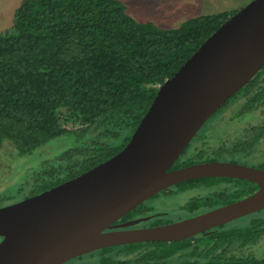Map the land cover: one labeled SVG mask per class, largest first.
Returning <instances> with one entry per match:
<instances>
[{"label":"trees","instance_id":"obj_1","mask_svg":"<svg viewBox=\"0 0 264 264\" xmlns=\"http://www.w3.org/2000/svg\"><path fill=\"white\" fill-rule=\"evenodd\" d=\"M238 11L199 16L178 28L161 29L136 21L119 0H23L12 28L0 35V149L8 146L28 156L70 132L88 137L32 173L23 198L69 181L119 153L147 113L158 87ZM263 69L230 99L237 107L234 115L264 116ZM239 100L243 103L237 105ZM66 119L72 120L70 129L63 125ZM246 139L236 137L230 145L232 155L212 153L205 146L187 153L175 167L228 160L229 155L254 164L256 142L246 146ZM257 188L248 181L223 178L179 185L180 190L203 192L195 191L184 204L189 216L228 205ZM143 214H148L144 205L111 229H120ZM74 262L264 264V210L180 242L128 244L83 255Z\"/></svg>","mask_w":264,"mask_h":264},{"label":"water","instance_id":"obj_2","mask_svg":"<svg viewBox=\"0 0 264 264\" xmlns=\"http://www.w3.org/2000/svg\"><path fill=\"white\" fill-rule=\"evenodd\" d=\"M263 67L264 0H252L158 87L119 153L43 193L0 207V264H68L110 247L183 241L264 210V170L232 162L170 170L211 116ZM203 178L246 180L258 190L182 221L107 231L160 191Z\"/></svg>","mask_w":264,"mask_h":264},{"label":"rangeland","instance_id":"obj_3","mask_svg":"<svg viewBox=\"0 0 264 264\" xmlns=\"http://www.w3.org/2000/svg\"><path fill=\"white\" fill-rule=\"evenodd\" d=\"M23 0H0V35L9 31L14 22L16 10ZM127 7V13L140 23H154L161 29H175L191 18L220 14L233 13L241 10L252 0H119ZM264 72V69H263ZM228 102L226 106H230ZM229 106L214 114L200 130V136L207 135L208 146L217 147L219 141H234L243 132L244 126L250 123L255 114L246 113L242 117L233 118L229 113ZM225 109V110H224ZM221 121V122H220ZM72 120L66 119L63 125L70 129ZM86 138H88L86 136ZM79 137L77 133L70 132L53 139L45 147L28 156L18 155L17 150L8 146L0 149V207L8 206L23 200L28 194L30 185L29 177L39 168L51 163L65 153L79 147L86 139ZM190 149L188 148V151ZM264 153V144L256 149L253 154ZM252 159L253 155H252ZM255 160V159H254ZM247 166H253L250 161L242 162ZM190 194H182L172 199L164 198L149 201L146 204L152 212L148 218L140 219L135 226L150 225L151 218L162 217L164 221L176 222L184 219L186 213L181 210ZM155 215V216H154Z\"/></svg>","mask_w":264,"mask_h":264},{"label":"flooded vegetation","instance_id":"obj_4","mask_svg":"<svg viewBox=\"0 0 264 264\" xmlns=\"http://www.w3.org/2000/svg\"><path fill=\"white\" fill-rule=\"evenodd\" d=\"M230 101V100H229ZM228 101V102H229ZM228 102L222 107V108H227L228 106H226L227 104H228ZM239 103H243V100H239V101H237L236 102V104L238 105ZM221 108V109H222ZM224 109V110H225ZM220 110V109H219ZM237 110V107L235 106L234 107V105L233 104H230V106H229V113L228 114H226V113H224V115H231L233 118H239V117H242L243 116V114H241V115H234V112ZM214 115V114H213ZM212 115V116H213ZM211 116V117H212ZM208 122V121H207ZM206 122V123H207ZM221 122V121H220ZM205 123V124H206ZM204 126V125H203ZM202 129V128H201ZM200 129V130H201ZM200 130H199V133H200ZM199 133H197L194 137H193V139L190 141V143H189V145L186 147V149H185V151L183 152V154L179 157V159L173 164V166L171 167V171L172 170H175V169H180V168H183V167H187V166H182V167H175L176 166V163L177 162H179V160L182 158V157H184V156H186L187 155V153H191V151H193V150H196V149H199L200 150V148H202V147H207L209 150H211V152L213 153V152H215V151H217L219 154H229L230 153V155H232L233 153H234V151L233 150H231L230 149V145L232 144V142L233 141H231L230 143H228L227 142V140H223L222 141V143H220V141H219V146H217V147H211V146H208L207 145V143H206V140L208 139V136L207 135H203V136H200V134ZM252 134V137H254L255 138V141H253L254 139L251 137L250 139H246L247 138V135H244V134ZM241 136H244V138L246 139L245 141H244V145H246V146H248L249 144H251L252 142H256L255 143V145H254V147H253V149H254V151L256 150V149H259L260 148V146L262 145V144H264V116H259V115H254L253 117H252V119H251V121H250V123H248V124H246L245 126H244V129H243V132L240 134V135H238V137H241ZM188 148L190 149L189 151H188ZM229 155V157H228V160H223V159H221V158H219L218 160H215V161H207V162H232V163H238V164H242V165H245V164H243L242 162H239L238 161V158H235V157H233V158H231V156ZM255 155V164L253 165V166H249V167H254V168H257V169H260V168H258L260 165H264V153H262V154H254ZM233 160H236V161H238V162H233ZM241 160H243V159H241ZM198 163H206V162H197V163H194V164H198ZM194 164H191V165H194ZM188 166H190V165H188ZM245 166H247V165H245ZM261 170H264V168L263 169H261ZM203 179H205V178H203ZM223 179H232V178H223ZM197 180H200V179H195V180H191V181H197ZM237 180H239V179H237ZM243 181H246V180H243ZM186 182H190V181H186ZM186 182H183V183H179V184H176V185H173V186H171V187H169V188H167V189H165V190H162V191H160L159 193H157V194H155L154 196H152L151 198H149L148 200H146L145 202H143L142 204H140L139 206H142V205H146V204H148V203H150L149 201H154V200H156V199H158V201H162L164 198H170V199H172V198H174V197H177V196H179V195H182V194H190V196H189V198H188V200L185 202V203H187L193 196H195L196 195V193H195V191H198V190H201V189H197V190H191V191H184V190H180L179 189V185H181V184H184V183H186ZM249 182V181H248ZM256 190H258V188L257 189H255L254 191H253V193L256 191ZM192 193H195V194H193L192 195ZM199 193H203V192H201V191H198L197 192V194L199 195ZM253 193H251V194H253ZM250 194V195H251ZM247 196H249V195H247ZM247 196H245V197H247ZM244 197V198H245ZM24 199H26V198H24ZM243 199V198H242ZM241 200V199H240ZM237 201H239V200H237ZM19 202V201H18ZM236 202V201H235ZM184 203V204H185ZM232 203H234V202H232ZM11 204H14V203H11ZM184 204H181V210L183 211V207H184ZM231 204V203H230ZM139 206H137V207H139ZM223 206H226V205H221V206H218V207H216L215 209H217V208H220V207H223ZM136 207V208H137ZM135 208V209H136ZM135 209H133L132 211H134ZM215 209H212V210H215ZM146 210H147V212H148V214H143V215H137V217L136 218H134V219H132V220H128V221H126L124 224H121V225H123L124 227H122V228H120V229H111L112 228V225L115 223H113L112 225H111V228L109 229V230H107V231H116V230H124V229H143V228H149V227H156V226H158V224H157V221L158 220H161L162 222H163V224H161V225H166V224H170V223H174V222H171V221H164V219H162V217H159V216H155V219H153V218H151V220H150V225H147V226H141V227H138V226H135V221L137 220V219H143V218H148L149 216H151V212H152V210L148 207V206H146ZM132 211H130V212H132ZM209 211H211V210H209ZM209 211H205V212H202V213H200V214H197V215H201V214H203V213H206V212H209ZM129 212V213H130ZM129 213H127V214H129ZM197 215H193V216H189L187 213H186V216H185V218L184 219H181V220H178V221H182V220H185V219H188V218H191V217H194V216H197ZM126 216V215H125ZM124 217V216H123ZM122 217V218H123ZM122 218H120L118 221H116V222H119V221H121V219ZM241 219V218H240ZM239 220V219H238ZM178 221H176V222H178ZM235 221H237V220H235ZM234 222V221H233ZM231 223V222H230ZM130 224V225H129ZM127 225H129V226H127ZM160 225V226H161ZM226 225V224H225ZM199 235V234H198ZM195 236H197V235H195ZM195 236H193V237H195ZM193 237H191V238H193ZM188 239H190V238H188ZM1 240H2V238H0V242H1ZM185 240H187V239H185ZM178 242H180V241H178ZM143 243H151V242H143ZM165 243H167V242H165ZM171 243H173V242H171ZM134 244H139V243H134ZM130 245V244H129ZM122 246H125V245H122ZM116 247H120V246H116ZM110 248H115V247H110ZM107 249V248H106ZM102 250V249H101ZM99 251V250H98ZM96 252V251H95ZM94 253V252H93ZM89 254H91V253H89ZM80 257V256H79ZM76 264V263H79V262H74V260L72 261V262H68V264ZM81 263V262H80Z\"/></svg>","mask_w":264,"mask_h":264}]
</instances>
